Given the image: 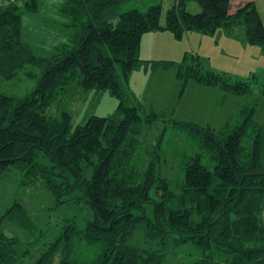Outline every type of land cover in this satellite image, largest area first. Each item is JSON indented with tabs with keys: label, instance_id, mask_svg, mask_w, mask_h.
<instances>
[{
	"label": "trees",
	"instance_id": "obj_1",
	"mask_svg": "<svg viewBox=\"0 0 264 264\" xmlns=\"http://www.w3.org/2000/svg\"><path fill=\"white\" fill-rule=\"evenodd\" d=\"M131 0H65L61 6L74 28L68 42L48 57L32 53L22 37L21 7L35 11L36 0H0V80L13 78L26 64L41 68L34 89L24 95L0 93V174L10 165L25 179L41 181L55 205L77 206V215L32 264H166L186 244L196 254L188 264H264V126L254 120L259 75L236 77L217 71L185 52L179 62L143 60L141 37L168 30L213 35L241 26L246 40L264 52V22L255 0H171L161 22V3L123 9ZM193 59L192 64L185 61ZM176 67L182 85L189 80L217 86L244 100L218 130L173 119L179 141L158 137L146 147L138 137L162 114L128 91L131 71ZM76 81L84 91L107 90L118 103L112 116L92 114L73 124L67 110L49 113L56 95ZM263 93V90L260 91ZM171 157L176 170L163 164ZM174 171V170H173ZM83 203L84 206H80ZM32 231L18 202L0 215ZM136 230L140 235L132 242ZM15 236L0 229V264H24ZM192 254V253H191ZM57 259L55 260V258Z\"/></svg>",
	"mask_w": 264,
	"mask_h": 264
},
{
	"label": "rangeland",
	"instance_id": "obj_2",
	"mask_svg": "<svg viewBox=\"0 0 264 264\" xmlns=\"http://www.w3.org/2000/svg\"><path fill=\"white\" fill-rule=\"evenodd\" d=\"M65 0H36L35 11L21 7L22 37L32 53L40 57H48L60 44L68 42L74 28L71 20L64 15L61 6ZM171 0H131L123 9H145L152 3H161L162 12L160 21L164 20V12ZM240 0H232L233 3ZM257 7L264 15V0H255ZM186 8L190 12H198L200 6L193 0L187 2ZM259 10V9H258ZM238 30V31H237ZM168 31V30H167ZM194 31V30H189ZM171 32V31H169ZM186 32V31H185ZM185 32L180 38H175L169 51L168 44L171 40L167 35H159L155 38L144 35L142 39L139 57L143 60L167 59L179 62L182 60L184 51L196 53L200 61L209 67L225 72L236 77H247L252 73L259 75V80L264 81V52L254 44L244 40L243 28L236 27L237 36L222 32L223 35L214 37L205 35L206 39H199ZM196 32V31H194ZM191 34V33H189ZM219 38L222 40L220 41ZM158 50V51H156ZM192 64L193 59L189 56L185 61ZM145 62L134 68L128 79V91L145 106H151L156 112L161 113L158 123L145 125L142 133L138 136L146 147H154L158 143V137L167 138L169 146L175 147L174 140L179 141L176 131L173 130L172 121L192 118L193 121L212 125L215 130L220 129L225 120L234 112L235 102H241L243 97H238L230 92L220 90L217 95H212L210 85L199 84L189 80L182 85V81L176 75V67L157 68L151 70L145 68ZM41 68L33 64H26L11 79L0 80V93L24 95L30 93L41 75ZM215 87V86H213ZM253 92L257 96L254 110V120L264 126V83L252 84ZM215 93L214 91H212ZM222 92L227 94L222 96ZM221 95V96H220ZM215 100L219 101L215 112L205 116L201 105L206 103L213 107ZM117 99L107 90L84 91L76 81L70 82L67 87L60 91L49 108V113L55 114L61 110H67L72 115L73 124L83 123L90 115L112 116L116 113ZM224 113V114H223ZM218 115V117H217ZM225 115V118L224 116ZM216 118V119H215ZM180 142V141H179ZM167 163L163 164L168 176L174 174L176 166L171 157L167 155ZM264 164V154H263ZM174 170V171H173ZM20 203L29 215L32 231H27L7 218L0 222V229L7 235L15 236L19 242V252L27 250L25 256L19 257L24 264H32L43 250L44 243L51 241L61 230L65 218L76 216L77 206L63 203L55 205L54 197L47 191L41 181H32L24 177V171L11 166L0 174V215L13 203ZM80 206H84L83 203ZM91 213L84 209V215H77V222L83 226L86 219L91 218ZM260 217L264 223V206L260 211ZM136 230L131 238L132 242L140 235ZM192 253V254H191ZM196 254L195 247L186 244L177 249L176 255H169L166 264H188L192 261V255ZM57 257L55 258V260Z\"/></svg>",
	"mask_w": 264,
	"mask_h": 264
},
{
	"label": "crops",
	"instance_id": "obj_3",
	"mask_svg": "<svg viewBox=\"0 0 264 264\" xmlns=\"http://www.w3.org/2000/svg\"><path fill=\"white\" fill-rule=\"evenodd\" d=\"M171 2V1H170ZM169 5H170V3L168 4V6L166 7V9L169 7ZM258 6V5H257ZM166 9H165V11H166ZM258 9H259V11H260V13H261V10H260V8L258 7ZM165 13V12H164ZM261 16H262V18H263V22H264V15L261 13ZM164 21V20H163ZM163 21H161V22H163ZM238 31V30H237ZM222 32H224V30L223 29H217L214 33H213V35L212 36H214V37H217V36H219V35H223V33ZM166 33H170V34H172L171 32H169V31H167V30H155V31H149V32H146V33H144L143 35H142V37H141V42H140V48H139V51L141 50V46H142V39H143V37H145L144 35H148V37H152V38H155L156 36H159V35H167V36H165L166 37V39L168 40V39H170L171 38V40H168V41H170L169 42V44H168V46L169 47H167V48H169V51H171V49H170V47H172L173 46V43H174V41H175V36L173 37V36H171L170 34L168 35V34H166ZM189 33H191V34H189ZM229 33L230 34H232V35H234V36H237L238 34L236 33V27H234L231 31H229ZM185 34H186V38L188 39V37H189V35H191V36H194V37H196V38H199V39H206L205 37V34H202V33H199V32H194V31H186L185 32ZM219 40L221 41L222 39L221 38H219ZM244 40H246V38H245V36H244ZM156 51H158V50H156ZM185 52H188V51H184V53ZM139 54H140V52H139ZM151 60H167V59H151ZM158 68H161V67H158ZM157 69V68H156ZM156 69H151V70H156ZM165 69V68H164ZM217 86H215V87H213L212 86V88H210V89H212L211 90V93H212V95H217L216 93H219V90H218V88H216ZM221 90V89H220ZM212 91H214L215 93H213ZM221 96V95H220ZM222 96H226L227 97V94H224L223 92H222ZM237 104H238V102L236 101L235 102V106H234V112H235V108H236V106H237ZM218 106H220L219 105V101H216L215 100V105L213 106V107H211V106H209V105H207L206 103H202V105H201V110H202V113H205V116H207V115H210V114H212V113H214L215 112V107H218ZM147 107H151V106H147ZM152 108V107H151ZM153 109V108H152ZM154 110V109H153ZM155 111V110H154ZM234 112H233V114H234ZM161 114V113H160ZM224 114V113H223ZM233 114H232V116H233ZM224 116V118H225V115H223ZM217 117H218V115H217ZM231 117V115L225 120V122L229 119ZM216 119V118H215ZM181 121H192V122H195V121H193L192 120V118H188V120L187 119H184V120H181ZM225 122H224V124H225ZM195 123H197V122H195ZM199 124V123H198ZM207 125H209V123H206ZM200 125H203V124H200ZM210 126H212V125H210Z\"/></svg>",
	"mask_w": 264,
	"mask_h": 264
}]
</instances>
